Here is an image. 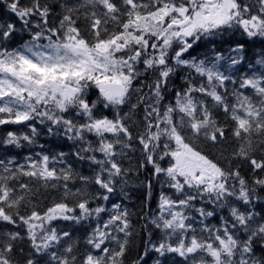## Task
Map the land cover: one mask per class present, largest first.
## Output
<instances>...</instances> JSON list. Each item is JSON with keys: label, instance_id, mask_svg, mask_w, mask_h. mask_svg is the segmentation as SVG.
<instances>
[{"label": "snow or ice", "instance_id": "snow-or-ice-1", "mask_svg": "<svg viewBox=\"0 0 264 264\" xmlns=\"http://www.w3.org/2000/svg\"><path fill=\"white\" fill-rule=\"evenodd\" d=\"M0 264H264V0H0Z\"/></svg>", "mask_w": 264, "mask_h": 264}, {"label": "trees", "instance_id": "trees-1", "mask_svg": "<svg viewBox=\"0 0 264 264\" xmlns=\"http://www.w3.org/2000/svg\"><path fill=\"white\" fill-rule=\"evenodd\" d=\"M45 140H48V143L46 144V147L48 148H55L56 145L55 143L50 140L49 138L42 137L41 142H44ZM65 151L68 150L67 145H62ZM58 150V149H57ZM28 150L25 149L24 152H27ZM22 158V157H21ZM141 180L144 179L143 176L140 177ZM159 191L157 188L154 192V195ZM143 192L144 190L142 188H139L135 185H131L128 190V195L131 197L130 199H126L124 203L127 205L129 212L132 214L131 218L134 222L137 223H142V221H138L137 218V213L139 212V209L142 206V200H143ZM52 197L54 198L55 196L58 195L54 190L51 192ZM153 206H154V201H153ZM71 230V229H69ZM137 243H139V239L137 238L136 240Z\"/></svg>", "mask_w": 264, "mask_h": 264}]
</instances>
